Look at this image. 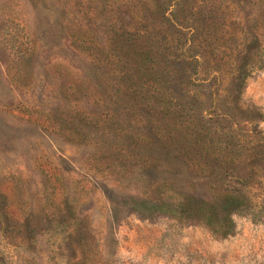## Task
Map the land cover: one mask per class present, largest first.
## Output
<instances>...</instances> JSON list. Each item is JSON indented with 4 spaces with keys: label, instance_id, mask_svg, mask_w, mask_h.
Here are the masks:
<instances>
[{
    "label": "rangeland",
    "instance_id": "obj_1",
    "mask_svg": "<svg viewBox=\"0 0 264 264\" xmlns=\"http://www.w3.org/2000/svg\"><path fill=\"white\" fill-rule=\"evenodd\" d=\"M239 54L264 58V0H0V264H264V67L238 96ZM226 193L250 210L227 237L131 205Z\"/></svg>",
    "mask_w": 264,
    "mask_h": 264
},
{
    "label": "trees",
    "instance_id": "obj_2",
    "mask_svg": "<svg viewBox=\"0 0 264 264\" xmlns=\"http://www.w3.org/2000/svg\"><path fill=\"white\" fill-rule=\"evenodd\" d=\"M171 15L173 16L175 13L171 12ZM246 51H251L250 45L246 47ZM234 61L237 64V68L235 69V74L230 79V84H232V89L236 90L239 96V89L245 86L250 74L254 70L264 67V58L258 56L257 59L252 60L247 55L242 57L239 54L235 55ZM131 205L132 209L142 215L162 213L183 220L194 219L200 221L208 226L214 234L221 237H227L234 232L235 223L232 218L234 214H250L246 198L235 193H226L218 200L199 201L185 197L181 203L177 204H170L164 201L158 202L151 199L132 198Z\"/></svg>",
    "mask_w": 264,
    "mask_h": 264
}]
</instances>
